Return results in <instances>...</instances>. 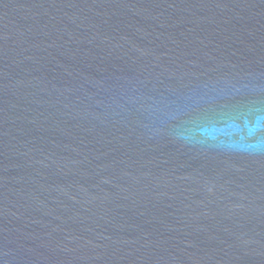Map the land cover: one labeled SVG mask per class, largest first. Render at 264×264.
Listing matches in <instances>:
<instances>
[{
	"label": "water",
	"instance_id": "95a60500",
	"mask_svg": "<svg viewBox=\"0 0 264 264\" xmlns=\"http://www.w3.org/2000/svg\"><path fill=\"white\" fill-rule=\"evenodd\" d=\"M0 264H264V0H0Z\"/></svg>",
	"mask_w": 264,
	"mask_h": 264
}]
</instances>
